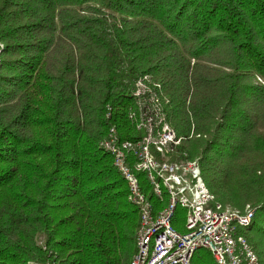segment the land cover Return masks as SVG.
Wrapping results in <instances>:
<instances>
[{"label": "trees", "instance_id": "1", "mask_svg": "<svg viewBox=\"0 0 264 264\" xmlns=\"http://www.w3.org/2000/svg\"><path fill=\"white\" fill-rule=\"evenodd\" d=\"M151 95L172 159L255 209L243 233L264 264V0H0V264H130L140 211L102 143L141 138Z\"/></svg>", "mask_w": 264, "mask_h": 264}, {"label": "built area", "instance_id": "2", "mask_svg": "<svg viewBox=\"0 0 264 264\" xmlns=\"http://www.w3.org/2000/svg\"><path fill=\"white\" fill-rule=\"evenodd\" d=\"M147 78L136 81L135 96L151 92ZM150 97L152 107L136 123L143 131L141 138L122 139L113 128L102 143L127 181L129 199L140 211L137 251L130 264H193V255L201 248L212 253L216 264H260L243 233L255 209L248 205L241 212L223 207L208 188L199 159H172L181 138ZM139 173L145 174L150 192L161 201L167 196L164 207L155 210ZM178 207L186 209L184 231L173 224Z\"/></svg>", "mask_w": 264, "mask_h": 264}, {"label": "rangeland", "instance_id": "3", "mask_svg": "<svg viewBox=\"0 0 264 264\" xmlns=\"http://www.w3.org/2000/svg\"><path fill=\"white\" fill-rule=\"evenodd\" d=\"M225 208H230V209H234L232 207L226 206ZM234 210H238V209H234ZM201 249H205V248H201Z\"/></svg>", "mask_w": 264, "mask_h": 264}]
</instances>
